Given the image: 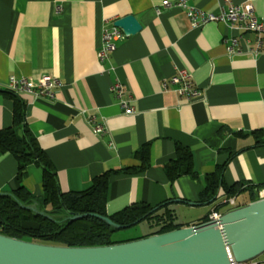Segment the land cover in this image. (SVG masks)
I'll return each instance as SVG.
<instances>
[{
	"label": "crops",
	"instance_id": "obj_1",
	"mask_svg": "<svg viewBox=\"0 0 264 264\" xmlns=\"http://www.w3.org/2000/svg\"><path fill=\"white\" fill-rule=\"evenodd\" d=\"M162 1L0 0V89L8 90L11 75L50 74L59 80L52 100L20 96L26 124L54 164L62 192L86 190L108 173V214L140 202L157 209L166 205L177 223L189 226L210 214L214 202L203 201L201 194L205 176L217 169L224 184L241 186L237 207L260 199L264 49L247 53L242 38V52L231 54L226 39L239 35L238 29L220 21L194 27L180 8L157 13ZM191 3L219 12L228 2ZM254 7L264 22V0H254ZM127 14L138 19L141 29L99 60L105 22ZM183 70L201 97L189 100L170 83ZM117 81L124 85L122 95L113 89ZM122 99L136 113L126 114ZM13 106V98L0 91V128L13 124ZM99 125L103 132L95 131ZM148 142L149 166L123 172L141 164L134 153ZM177 144L191 150L196 176L172 179L167 174ZM42 182L40 166L32 163L19 177L17 159L0 154V193L24 186L41 195Z\"/></svg>",
	"mask_w": 264,
	"mask_h": 264
},
{
	"label": "trees",
	"instance_id": "obj_2",
	"mask_svg": "<svg viewBox=\"0 0 264 264\" xmlns=\"http://www.w3.org/2000/svg\"><path fill=\"white\" fill-rule=\"evenodd\" d=\"M0 91L14 100L13 124L0 128V154L10 153L17 159L19 177L26 173L27 167L32 163L43 170V193L41 195L33 194L24 186L11 193H0L1 234L35 242L69 246L116 243L112 235L118 228H114L98 217L88 215L89 212L107 215L122 225L130 223L134 225L145 219H155L159 227L148 235L182 227L176 222L175 215L166 205L152 211L153 206L140 202L108 214L106 211L108 173L95 178L90 188L83 191L62 192L60 197L55 166L26 124L25 101L20 94L14 91L3 89ZM149 147L150 142L136 150L134 156L141 161V164L128 166L123 169V172L129 173L147 168ZM176 150L177 158L167 165V174L172 179L185 174L196 176L191 150L181 144H177ZM205 179L207 184L201 194L203 201L215 202L220 196H236L242 191L241 186L224 184L221 169L207 174ZM161 209L163 210L160 211ZM71 212L87 215L70 221ZM138 219L141 220L136 222ZM207 220L208 217L201 222Z\"/></svg>",
	"mask_w": 264,
	"mask_h": 264
},
{
	"label": "water",
	"instance_id": "obj_3",
	"mask_svg": "<svg viewBox=\"0 0 264 264\" xmlns=\"http://www.w3.org/2000/svg\"><path fill=\"white\" fill-rule=\"evenodd\" d=\"M115 25L128 34L141 29V23L132 14L117 18ZM58 191L61 197L60 187ZM87 214L118 229L133 224L122 225L95 212ZM87 214L71 212L70 221ZM228 246L238 262L264 253V198L228 210L218 221L105 245H57L0 233V264H228Z\"/></svg>",
	"mask_w": 264,
	"mask_h": 264
},
{
	"label": "built area",
	"instance_id": "obj_4",
	"mask_svg": "<svg viewBox=\"0 0 264 264\" xmlns=\"http://www.w3.org/2000/svg\"><path fill=\"white\" fill-rule=\"evenodd\" d=\"M192 0H163L156 7V12L161 13L164 10L172 8H180L185 11L191 24L194 27L202 26L208 22L220 21L224 22L232 28L238 29L240 34L230 36L226 39L227 51L231 54L241 53L239 46L240 39H244L247 53L258 54L264 49V22L259 20L255 15L254 0H247L242 3H234L227 0V4L223 5L219 12H208L193 5ZM60 10V8H59ZM115 20L105 22L102 33V45L98 50L97 57L103 61L113 51L117 49L118 42L129 34L115 25ZM251 34L254 37H251ZM170 83L179 85L177 89L184 94L189 100L201 97V90L196 87L186 71H181L170 78ZM59 86V80L50 74H40L36 77L11 75L7 82L8 90L18 94H31L34 98H44L52 100L55 98L56 88ZM164 86H167L164 83ZM124 85L117 81L114 83L113 89L119 95L123 94ZM121 106L126 114L136 113V108L129 103L128 100L122 99ZM102 126L95 128L96 132H103ZM260 198H264V189L259 190ZM237 207V196L218 198L210 211L208 220L218 221L223 214L222 209L229 210ZM229 256L228 264H261L258 258L238 262L235 260L231 248L227 247Z\"/></svg>",
	"mask_w": 264,
	"mask_h": 264
},
{
	"label": "rangeland",
	"instance_id": "obj_5",
	"mask_svg": "<svg viewBox=\"0 0 264 264\" xmlns=\"http://www.w3.org/2000/svg\"><path fill=\"white\" fill-rule=\"evenodd\" d=\"M243 197L244 195H241L240 200H242ZM158 227L155 219H145L129 227L118 229L113 233L112 239L117 242L138 239L156 231ZM258 259L261 261V264H264V253L261 254Z\"/></svg>",
	"mask_w": 264,
	"mask_h": 264
}]
</instances>
